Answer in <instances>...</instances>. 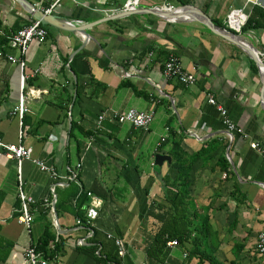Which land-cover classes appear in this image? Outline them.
I'll use <instances>...</instances> for the list:
<instances>
[{
	"label": "crops",
	"instance_id": "0c3cea01",
	"mask_svg": "<svg viewBox=\"0 0 264 264\" xmlns=\"http://www.w3.org/2000/svg\"><path fill=\"white\" fill-rule=\"evenodd\" d=\"M23 1L0 0L1 32L36 21L26 6L61 25L44 26L47 37L29 46L23 69L7 60L20 53L0 35V141L31 150L20 166L0 156V264H24L31 246L43 255L47 235L48 264H158L147 250L159 217L170 219L180 152L188 165L187 216L196 212V224L209 218L216 261L264 264L255 249L264 233V0H138L132 12L124 6L134 0H60L51 11L57 0ZM190 10L237 35L263 68ZM234 10L245 24L253 19L252 28L231 32ZM170 56L194 76L191 86L164 78ZM207 95L241 134H226ZM129 110L153 111L146 131L116 120ZM156 154L170 163L154 165ZM20 181L32 200L30 232L16 220ZM89 209L96 216L86 225ZM167 247L166 262L196 264L185 261L186 248Z\"/></svg>",
	"mask_w": 264,
	"mask_h": 264
},
{
	"label": "built area",
	"instance_id": "2783aa9c",
	"mask_svg": "<svg viewBox=\"0 0 264 264\" xmlns=\"http://www.w3.org/2000/svg\"><path fill=\"white\" fill-rule=\"evenodd\" d=\"M60 0H57L48 11H51L59 2ZM138 0L134 1H128L126 2L124 9L126 12H132L135 11V4ZM171 8H169L170 10ZM246 17L240 10H234L230 11L229 14H227V27L229 30L233 33H240L242 30L243 25L245 24ZM47 30L45 27L39 22L35 21L27 28H24L20 31L5 34L0 31V35L4 38V40L7 42L8 45L16 48L20 53L19 59H14L12 57H8L7 60L11 63H16L21 69L25 66V60L24 55L26 54L29 46L32 43H42L47 37ZM162 74L165 79H171L176 78L183 86L189 87L191 86L195 78L192 74H189L185 72L179 62V60L174 57L170 56L168 60L164 63ZM24 85V77L21 76V88H23ZM207 104L215 107L217 110L221 122L223 126L225 127L226 134L229 136H232V134H241L242 130L239 128H236L234 123L229 119L227 111L217 102L215 101L214 97L212 95H207ZM17 114L21 117L24 112V106H23V99H20V104L18 108H16ZM153 111L149 112H138L135 110H129L127 113L122 115L116 114V120L119 123H128L132 125L135 128L142 129L144 131L147 130L150 122L153 119ZM164 139L161 140L163 142ZM251 147L253 149L257 148V144H251ZM4 155L7 159H12L17 162V165L20 166L21 162L23 160H30L31 159V150L26 149L21 145L17 146H7L3 144L0 141V156ZM36 166L39 167L41 171L48 172L54 181L53 183L60 184L59 179L57 178L55 172L53 170L47 168L45 165H43L40 162H34ZM58 181V182H57ZM20 187H19V193L18 198L21 203V207L19 210V216L17 217V222L22 225L28 232H30L31 224H32V215L29 212V206L32 204V200L28 197H26L21 190V181ZM55 185H52L51 192L53 193ZM44 202H47L46 200ZM95 210L89 209L86 214V220L85 224L89 225L93 219H95ZM78 225L81 223V220H77L76 222ZM117 246V254L119 258H122L125 255V250L121 243L119 241H116ZM176 241H171L167 243V246L173 247L176 246ZM256 252L264 256V233H261L258 235L256 246H255ZM24 264H48L47 259L43 257L42 254L37 252L33 246L27 248L24 251ZM145 264V263H141Z\"/></svg>",
	"mask_w": 264,
	"mask_h": 264
},
{
	"label": "trees",
	"instance_id": "16d2710c",
	"mask_svg": "<svg viewBox=\"0 0 264 264\" xmlns=\"http://www.w3.org/2000/svg\"><path fill=\"white\" fill-rule=\"evenodd\" d=\"M253 23L254 20L249 19L244 27H242L241 33L252 28ZM180 156L181 152L178 157L175 158L176 162L172 164V168L177 170L178 175L176 180L177 186L175 187L176 192L173 193V195L171 194V207L168 213L170 219H168V217L166 218L167 214L159 217L158 221L161 225L151 239L149 250H147V256L158 264H171L165 261L169 251L167 243L176 241L179 247L186 248L184 252L186 254L185 261L187 263L194 260L196 264H220L214 257L215 250L213 247L214 245L216 246V244H212V242L216 240V237L212 233L209 218L205 217L199 224H196L194 222L198 220L196 212H192V218L187 216L190 212L188 192L186 191L188 165H182ZM157 208L162 210L163 206L160 207L157 205ZM49 239L50 237L47 235L45 244L38 248V251L42 252L46 257L52 253L47 249ZM210 239L212 242L208 244ZM211 244L213 246H210ZM111 262L117 264L116 260L115 262L114 260Z\"/></svg>",
	"mask_w": 264,
	"mask_h": 264
},
{
	"label": "water",
	"instance_id": "95a60500",
	"mask_svg": "<svg viewBox=\"0 0 264 264\" xmlns=\"http://www.w3.org/2000/svg\"><path fill=\"white\" fill-rule=\"evenodd\" d=\"M22 3L25 4L23 0H22ZM26 7H27L28 12L33 16V18L36 21H39L43 26H52L55 28L60 27L61 24L58 25V21L53 15L45 14L44 12L36 10L31 6H26ZM186 9L188 11L189 7H187ZM190 11L198 15L197 17L199 21L202 22V24H204L210 30L215 32L217 35L221 36L225 40H228L230 43L236 45L238 48L243 50L258 65L260 69L263 68L262 62L260 58L258 57V55L255 53V51L249 48L247 45H245L237 35L232 34L222 28H218L213 23H211L201 12L197 13V11H194V10H190ZM173 14L175 15L176 12H173L171 15L173 16ZM171 15H170V18L172 17ZM164 162L170 163V158L164 155H161V154H156L154 156V165L161 167Z\"/></svg>",
	"mask_w": 264,
	"mask_h": 264
}]
</instances>
